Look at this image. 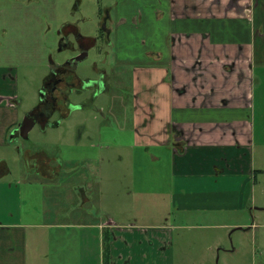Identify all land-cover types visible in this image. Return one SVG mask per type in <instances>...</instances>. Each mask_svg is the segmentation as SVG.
Instances as JSON below:
<instances>
[{
    "label": "crops",
    "instance_id": "crops-1",
    "mask_svg": "<svg viewBox=\"0 0 264 264\" xmlns=\"http://www.w3.org/2000/svg\"><path fill=\"white\" fill-rule=\"evenodd\" d=\"M166 4V53L148 49L142 57L164 95L158 108L162 119L150 114L143 125L164 122L165 136L158 145L169 149L168 181L159 187L112 184L109 188L100 182L89 195L86 186L78 185L79 199L71 200L68 189H62L65 186L55 188L60 173L52 165L55 157L40 150L21 152L26 177L16 179L19 170L10 165L16 160L8 150L20 136L23 120L15 92L0 87V264H103L105 232L110 264H183L176 235L181 228L193 227L195 220L209 219L218 210L211 217L218 227L241 230L245 192L249 204L254 202L248 176L253 175L256 69L262 71L256 65L264 67V0H167ZM120 19L118 26L127 24V19ZM119 52L114 56L116 68L127 62ZM5 70L10 69L0 68V82L11 76ZM106 75L99 80L100 90ZM148 109L154 110L150 101ZM242 175L246 177L239 182ZM230 178L238 186L233 205L226 190L230 185L224 187L225 181L231 184ZM207 179L217 181L219 201L212 195L198 200L196 194L205 197L207 190L197 184ZM54 198L59 201L51 212L47 206ZM136 213L145 220L137 221ZM231 219L238 222L231 224ZM215 237L205 249L221 252L225 243Z\"/></svg>",
    "mask_w": 264,
    "mask_h": 264
},
{
    "label": "rangeland",
    "instance_id": "rangeland-1",
    "mask_svg": "<svg viewBox=\"0 0 264 264\" xmlns=\"http://www.w3.org/2000/svg\"><path fill=\"white\" fill-rule=\"evenodd\" d=\"M166 2L0 0V68L12 70H5L11 76L0 82V87L15 92L21 121L41 102L52 66L82 55L79 37L88 45L86 55L76 68L82 81L94 82L107 74L103 78V90L90 88L70 93L67 102L70 113L66 117L55 113L44 125L36 124L26 138L18 136L12 141L8 151L16 160L10 165L19 170L14 176L16 179L26 177L22 174L25 162L19 160L21 152L40 150L55 157L52 165L60 169L54 180L55 188L65 186L62 189H68L71 200L79 199L78 185L86 186L89 195V190L97 189L100 182L109 188L112 184L159 187L168 181L169 149L158 145L165 136L164 122L151 120L150 126L143 125L144 118L149 122L150 114L162 119V109L158 108L164 95L159 93V81L148 74L154 70H145L148 62L142 57L148 49L166 53L164 46L169 45L168 41L164 44L168 27L165 16L163 19ZM121 17L128 22L118 26ZM104 21L108 34L102 27ZM117 50L127 60L118 68L114 59ZM133 58L139 59L130 62ZM256 68L262 71L256 69L250 145L253 175L248 176L254 202L249 204L250 196L245 192L244 219L230 220L231 224L240 223L241 230L218 227V222L212 220L218 210L209 219L201 215L208 221L195 220V226L178 230L177 248L184 254L183 264H264V67L256 65ZM149 101L154 104L152 111L148 109ZM152 136L155 141H151ZM244 177L239 176L237 180L240 182ZM210 180L197 184L207 190L205 197L196 194L199 201L211 195L219 201V185ZM229 180L231 184L225 181L224 187L230 185L226 190L233 205L237 201L238 186L232 178ZM55 201L59 199L50 200L47 206L51 212ZM75 205L73 202L71 208ZM135 215L137 221L145 220L144 215ZM214 237L225 243L223 251L205 249Z\"/></svg>",
    "mask_w": 264,
    "mask_h": 264
},
{
    "label": "flooded vegetation",
    "instance_id": "flooded-vegetation-1",
    "mask_svg": "<svg viewBox=\"0 0 264 264\" xmlns=\"http://www.w3.org/2000/svg\"><path fill=\"white\" fill-rule=\"evenodd\" d=\"M103 29L105 30V33H109L106 30V27ZM79 41H81L80 49L82 51V55L78 57H81L83 60L86 55L85 51L87 50L88 45L86 44L85 39L79 37ZM76 58L77 57H73L63 64L52 66L51 75L45 84L43 98L36 108L28 112L25 117L26 124L24 125H44L55 113L62 114V116L66 117V114L70 113L67 102L69 101V96L72 91L86 90L90 88H94L98 91L100 89V79L87 83L82 81L80 76L76 73V68L82 60L77 61Z\"/></svg>",
    "mask_w": 264,
    "mask_h": 264
},
{
    "label": "trees",
    "instance_id": "trees-1",
    "mask_svg": "<svg viewBox=\"0 0 264 264\" xmlns=\"http://www.w3.org/2000/svg\"><path fill=\"white\" fill-rule=\"evenodd\" d=\"M103 264H110L109 234L107 232L103 236Z\"/></svg>",
    "mask_w": 264,
    "mask_h": 264
},
{
    "label": "water",
    "instance_id": "water-1",
    "mask_svg": "<svg viewBox=\"0 0 264 264\" xmlns=\"http://www.w3.org/2000/svg\"><path fill=\"white\" fill-rule=\"evenodd\" d=\"M102 27L105 28V21H104ZM76 60H77V61H80V60H82V58H81V57H80V58L77 57ZM22 124H23V125H22V127L20 128V136H22L23 138H26V135H27L28 130L30 129V128H29L30 126H26V125H24V124H26V119H25V118H24Z\"/></svg>",
    "mask_w": 264,
    "mask_h": 264
}]
</instances>
